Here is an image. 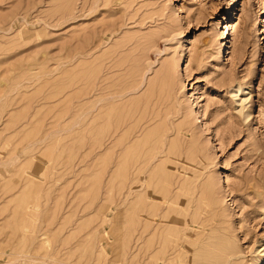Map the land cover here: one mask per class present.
<instances>
[{
  "label": "rangeland",
  "instance_id": "rangeland-1",
  "mask_svg": "<svg viewBox=\"0 0 264 264\" xmlns=\"http://www.w3.org/2000/svg\"><path fill=\"white\" fill-rule=\"evenodd\" d=\"M222 247L264 264V0H0V264Z\"/></svg>",
  "mask_w": 264,
  "mask_h": 264
},
{
  "label": "bare ground",
  "instance_id": "bare-ground-1",
  "mask_svg": "<svg viewBox=\"0 0 264 264\" xmlns=\"http://www.w3.org/2000/svg\"><path fill=\"white\" fill-rule=\"evenodd\" d=\"M165 68V67H164ZM170 66L169 65H166V68L164 69V71H165V74L166 73H168V71L170 70ZM146 184V183H145ZM154 201V200H153ZM160 203V202H159ZM168 204V203H167ZM171 204V203H170ZM169 205V204H168ZM163 216V215H162ZM169 224V223H168ZM177 226H178V224H176ZM175 225V226H176ZM192 225H194V224H191V226ZM198 226V225H197ZM193 227V226H192ZM191 227V228H192ZM199 231V230H198ZM197 232V231H196ZM193 234V233H192ZM191 234V235H192ZM182 235V237H183V234H181ZM174 245V244H173ZM223 245V244H222ZM226 247H227V245L225 246V248H224V251H225V249H226ZM221 248V247H220ZM178 249H181V248H178ZM264 249V248H263ZM221 250H223V247H222V249H220V252H219V254H215V255H220V253H223L224 251H222L221 252ZM212 251V250H211ZM227 252V251H226ZM208 254V253H207ZM206 254V255H207ZM214 255V254H213ZM223 255V254H222ZM225 255V254H224ZM223 255V256H224ZM233 254H227L225 257H226V262L227 261H230V260H232L233 259V256H232ZM170 256V255H169ZM209 256H211L212 257V255H208L207 257H209ZM205 258L204 260H206V259H208V258ZM222 257V256H221ZM181 258H182V256L180 255V251L179 252H175L174 253V255L172 256V257H170V258H166L165 260H164V263L163 264H181ZM213 258H214V256H213ZM215 258H217V257H215ZM211 259V258H209V261H210V259H211V262H213L214 264H218V262H219V260L220 259H222V258H219V256H218V259ZM150 259V258H149ZM221 262V261H220ZM210 262H208V264H209ZM213 263H211V264H213ZM222 263V262H221ZM224 263V262H223Z\"/></svg>",
  "mask_w": 264,
  "mask_h": 264
}]
</instances>
